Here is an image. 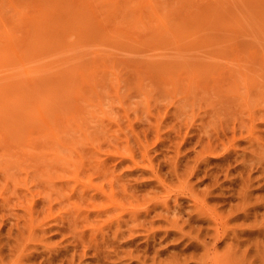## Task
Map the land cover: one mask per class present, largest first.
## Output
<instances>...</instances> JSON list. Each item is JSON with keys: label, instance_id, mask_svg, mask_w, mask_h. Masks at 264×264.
<instances>
[{"label": "rangeland", "instance_id": "1", "mask_svg": "<svg viewBox=\"0 0 264 264\" xmlns=\"http://www.w3.org/2000/svg\"><path fill=\"white\" fill-rule=\"evenodd\" d=\"M0 264H264V0H0Z\"/></svg>", "mask_w": 264, "mask_h": 264}]
</instances>
